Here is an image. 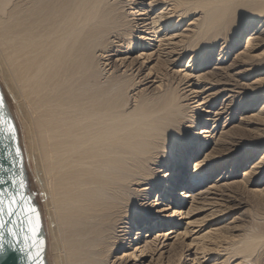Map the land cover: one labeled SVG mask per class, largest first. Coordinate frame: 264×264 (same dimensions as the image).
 <instances>
[{
    "label": "bare ground",
    "instance_id": "bare-ground-1",
    "mask_svg": "<svg viewBox=\"0 0 264 264\" xmlns=\"http://www.w3.org/2000/svg\"><path fill=\"white\" fill-rule=\"evenodd\" d=\"M246 1L153 0L150 6L136 11L140 13L130 19L131 13L127 15L124 6L120 7L122 2L119 8L118 1L117 5L111 4L110 0H0V68L6 80L18 89L24 117L31 118V111L32 122H35L34 132L30 131L29 134L30 141L33 138L35 151L40 150L41 161L37 162L35 156L32 157L45 192L49 255L53 264H128L131 259L135 260L133 264H137L138 254L129 251L133 247L142 254L150 251L152 257L160 252L162 255L166 247V234L156 230L176 216L183 217L194 212L193 203L203 195V192L196 193L197 186L209 182L221 171L216 179L218 183L212 184L204 192L229 189L227 185L237 182H219L231 175L234 178L236 171L245 165L252 169L245 174L246 185H254L252 179L264 174L260 173L264 169V156L257 158L258 150L252 155L256 159L253 161L252 156L243 151L240 145L247 141L243 136L238 137L240 128H237L239 132L234 130L237 135L232 132L228 136L224 132L217 138L215 131L207 127L210 119L201 114L209 112L204 109L212 96H203L207 88H191V94L183 92L181 85L187 74L183 79L179 78L173 87L175 79L169 78L166 61L162 58L166 48H163V44L152 52H148L147 48L154 38L161 37L158 33L165 26L178 29L188 19L195 31L188 37L186 48L189 47L192 65L187 71H191L196 64L199 68L206 67L213 60L212 54L204 49L206 42L213 35L220 37L219 33L225 28H220L223 22L218 28L219 21L231 11L230 14L234 13L236 7L243 8L253 1L257 3L258 11L254 8L257 11L254 13L252 9L249 20L245 18L252 25L241 29L229 48L233 50L239 47L244 40V43H248L245 50L251 55L264 44L259 38L264 28V0ZM126 2L124 0L123 3ZM159 2L163 3V12L149 22L151 18L144 16L151 14V7ZM247 8L249 13L251 8ZM197 13H201V16L193 20ZM247 33L248 40L245 38ZM111 38L118 45H114ZM135 50L140 54L132 57ZM98 52L103 61L112 59L105 65L107 68L111 66L109 76V71L104 75L102 67L97 64L100 63L96 55ZM227 54L218 56V60L223 61ZM120 55L127 56L119 62L113 60L114 56ZM153 56H156L157 64L151 68L149 64L152 61H147ZM140 59H143L141 63ZM134 70L139 75L137 79L134 73L129 74ZM196 76L198 81L204 78L202 75ZM224 84L230 83L226 81ZM228 90L234 91L227 88L224 92ZM131 93L134 94L130 100ZM227 108L225 103L221 107L223 111L216 115L228 112ZM260 114L264 116V107L256 114L257 118ZM189 127L194 128L192 135L186 133ZM170 129L175 131L169 132ZM35 131L36 135L37 131L39 134L36 142ZM167 140L168 152L161 157ZM182 146L183 159L174 164L173 151L175 148L181 150ZM223 155L227 159L236 155L234 171L225 172L229 160H225L224 165L217 162L219 156ZM202 159L207 162L196 169L194 165ZM161 160L168 168L177 166L176 171H179L178 177L168 182V187L176 191V198L173 199L175 205L162 217L152 218L149 213L143 220L135 216L136 210L142 207L147 212V205L132 199L145 192V189L139 190L141 187L138 185L155 176L152 165ZM160 190L161 187L156 190L157 194ZM171 197L163 196L157 201L162 200L160 205H164ZM159 213L152 212L154 215ZM131 219V223H125ZM180 222L172 223L177 226ZM122 224L130 225H126V229H122L124 233L120 234L118 229ZM215 231L202 235L199 242L208 238L220 239L222 231ZM190 232L186 229L184 234ZM259 235L256 240L264 239V233L261 237ZM147 237L150 240L145 239ZM249 239H245L243 246H238L239 249L235 248L238 253L234 255L240 256L235 264L251 263L249 258L255 255L260 242H255L253 237ZM177 245L172 250L171 262L169 258L170 264H178L180 260L181 250ZM209 245L203 243L200 247L204 258L211 250ZM119 251L122 252L121 256L117 255ZM196 259L197 256L193 260Z\"/></svg>",
    "mask_w": 264,
    "mask_h": 264
},
{
    "label": "rangeland",
    "instance_id": "rangeland-1",
    "mask_svg": "<svg viewBox=\"0 0 264 264\" xmlns=\"http://www.w3.org/2000/svg\"><path fill=\"white\" fill-rule=\"evenodd\" d=\"M117 1L119 2V5ZM126 1H127L126 3H123L124 0H110V3L111 2H112L111 4L116 3L119 7L120 3L122 2L120 7L124 6V10L126 11L127 15L131 13L130 14L131 16L129 17L131 19L134 18V14L138 15L140 13L136 11L146 6L147 7L150 6V3L153 0H129L130 3L128 0ZM246 2H248V0ZM246 2L244 3L246 4ZM250 2H248L247 4H250ZM251 3H253V5L250 4L248 6V8L249 7L251 8L249 9V13H247L246 11L247 7L244 8L245 6H247V4L244 5V7L241 4L245 10L243 8L236 7L237 9H234V11L235 10L236 11L232 13L233 16L232 14H230L231 12H233L231 11L226 15V18L228 19H226L224 16L225 21L224 19L222 21L221 20L219 21V24H217L218 28L219 25L222 24L221 22H223L224 25L222 24L220 28L221 29L222 27L225 28L222 29L221 34L219 33L220 37L216 35L214 37L213 35L211 40L206 42V46L204 49L207 50V53L210 52V55L212 54L211 56H213V60L206 67L199 68L198 65L196 64L191 67V71H187L188 69H190V66L192 64L190 63L191 59L189 58L191 55L189 51V47L188 48L186 47L188 46V39H189L188 37H190L192 33L195 31L194 27L190 24L191 20L188 19L185 20L178 29L177 27L173 29H169L168 25L167 27L165 26L158 33V35H161V37L159 39L153 37L155 40L151 41L149 46H147V48H149L148 52L157 50L159 44H163V48H166V50L162 52V58L166 61V68L167 71L170 73L169 78L173 77V79H175L173 87L177 85L176 84L177 81H179L182 77H185L187 74L186 80H184L181 85L183 92H187V94H191L192 92L190 90L191 88H198V87H203L205 89L207 88L206 90L208 91L203 96H207V95H212V96L210 97L211 101L208 102V104L206 105V107H204V109H206V111L209 112H201V114L208 116V119H210L208 121L210 122L208 123L207 127H209L211 131L213 132L215 131V134H217V138H219L224 132H226V134L228 133L227 135L229 136L232 135V132L234 133L233 135L237 133L236 131H234L235 129L238 132L239 130H241L244 133L241 134L240 131L238 137L243 136L247 141L241 143L240 145L243 146L242 148L243 151L249 153L248 155L252 156L253 153L259 150V153L257 154V158H258L259 156L262 157L264 156V116L263 114H260L259 118H257L258 113L264 107V68H263L264 44L257 47L256 51L254 50L255 52H253L251 55L250 54L248 55V52H246L245 50L248 43L246 42L244 43V40L242 42V45H240L239 47H236L233 50L229 49L234 43L237 36L239 35V31L245 27L252 25V23L248 21L249 20L248 18L251 17L250 15H252L253 12L257 13L258 7L256 8L255 5L257 3H254L253 1ZM162 4L163 3L159 2L155 6L151 7V11H152L151 14L144 17L147 19L151 18L149 22H152L154 18H157L158 15L161 14V12H163ZM241 5H239V7H241ZM251 5L253 8L251 7ZM254 8H256L257 11L254 10ZM252 9L254 10L253 12H251ZM259 11H261V8H259ZM236 13H239L237 14V16H239V18L241 19L236 17ZM240 14L243 15V17ZM262 14H263L262 19L264 20V12ZM200 16L201 13H197L193 17V20L199 18ZM139 18L142 17L139 16ZM245 18L248 20H246ZM229 19H231L232 21ZM262 19H258V20L261 21ZM174 20L170 21V23H173ZM226 20H228V23ZM262 24L264 25V21L262 22ZM157 30H159V28ZM245 38L248 40V33L245 35ZM259 38L264 41V28L259 34ZM113 40L114 39L111 38V42ZM257 43L258 42H255L254 44ZM113 44L118 45L116 40L113 41ZM123 50L126 51V48H124ZM222 50L224 51L223 53ZM134 52L135 53L133 54L132 57H136L138 56V54H140L138 50H135ZM221 53L223 54L222 56L228 53L227 55H225L223 61L218 60V56L222 57L220 55ZM96 55L98 62H100L97 64H99L100 68L102 67L101 70L104 71L103 74L106 75L107 71H109V73L107 74V76H109V74L112 73V70H109L111 66L107 68V66L105 65L111 62L112 59L108 62H105L101 59L102 57L100 56L101 55L100 52H98ZM126 56L127 55L114 56L113 60L119 62L120 59ZM155 59L156 56H153L152 59L150 58L149 61H147L149 63L152 61L149 64L151 68H153L157 64ZM200 59L201 57L199 58V61ZM142 61L143 59H140L139 63H141ZM137 66L139 65L137 64ZM216 67L217 69H215ZM254 67H256L255 70H253ZM123 70L122 72H124ZM133 73L136 76L135 78L137 79L139 75L135 73V70L130 71L129 74H133ZM196 75H202L204 77L203 80L198 81V76ZM226 81L227 83L230 84L225 85L224 83H226ZM0 85L2 87V92L6 100V103L8 105L9 111L16 124L18 137H19V145L23 154V164L27 173L29 190L31 194L34 196L35 202L37 203L40 210L41 219L46 236L45 261L46 264H53L51 255H49V236L47 229V211L45 206V192H43L44 187L42 184V180L40 181L41 178L38 171H36L37 166L34 163L32 157V155L35 156V160L37 162L41 161V158H39L40 150L37 148L38 151H35L32 137L30 141L29 132L30 131L34 132V128H35V122L34 121L32 122L33 115L31 111H29V116L31 118L26 119V117H24V111L23 108L21 107V102L18 95V89L15 88L14 84L12 85L6 80L3 73L1 72V68H0ZM150 86L151 84L148 85V87ZM141 88L144 89L143 86H141ZM227 88L232 89L234 91L228 90L224 92V89ZM133 94L134 93H131L130 100L133 99L132 98ZM223 102L224 104L226 103V105H228V108L226 110L228 112L218 116L216 114L218 112L223 111L221 109V107L224 106ZM26 107L29 108L28 105ZM215 121L217 122L215 123ZM213 124L216 126H214ZM237 128L240 129L238 130ZM241 128L244 129L246 132ZM186 133L188 135H192V133H194V128L189 127ZM38 135H39L38 131H37V135L35 131L34 142H36V140L38 139ZM182 149L183 146L181 147V150L179 148L174 149L175 151H173V155H172L174 164L179 163L180 160L183 159L184 154ZM211 151L212 150H209V152ZM219 157L220 158L217 160V162L219 163L221 162V164L223 165L226 162L225 160H229L228 164L226 165L225 172H227L228 170L234 171V169L232 168L236 155L230 156L229 159H227L226 155ZM252 159L253 161L256 160L254 159L253 156ZM165 164L166 163H164V161L161 160V162L155 164L157 168L155 167V165H152V168L155 170L154 171L155 175L156 173L157 175L153 179V181L151 180L150 183L152 184L149 183V185L151 186L148 185L147 191L142 192V195H146V194L147 195L143 196V200L140 201V203L143 204L145 203V205H147V212L144 210V208L140 207L138 210H136L137 213L135 214V216H140L143 220H146L147 214L149 213H151L152 218H154L155 216L162 217L165 214H168L169 211H172L175 205L173 199L176 198L175 196L176 191L168 187V182H172L174 178H177L179 171L178 170L176 171L177 166L173 165L172 167L168 168V166ZM190 170L194 171V168L190 167ZM251 170H252L251 168H248V165L242 166L236 171L237 173L235 174L234 178H232L231 175L230 177H227L224 181L222 180V182L221 181L219 182V184L230 183L232 181L237 182L236 183L237 185L233 182L234 184L231 185L232 187L227 185L229 189L224 188V189H220L222 191L216 190L215 192L213 189L210 192H204L208 190L209 189L208 187H210L212 184L218 183L216 179L221 175V171L218 173L216 177L209 180V182L197 186L195 188V190H197L196 193L203 192V195H201L200 197L198 196L196 199L197 201L193 203L194 207L192 208L193 210L195 208L194 212L190 215L184 214L183 217L176 216L177 218L175 217L173 220L170 219L167 225H164L163 227H160L159 229L156 230L158 232H161V234H166L165 237V239L167 240L166 247L164 248V250H162L163 252L162 255L160 254L161 253L160 252L159 254H155L152 257L150 251H146L145 253L142 254L141 251H138L136 250L135 247H133L129 251L130 252L136 251V253L138 254L139 258L136 260V263L157 264L160 263L161 261L162 264H170L171 262L170 257H172L171 255H173L172 250L175 248V244H178L177 245L179 247L178 250L179 251L181 250L180 252L181 255L179 258L180 260L178 264H235L237 259L240 258V256L239 255L236 256L234 255V253L235 254L238 253L237 250L243 246V242L245 241V239L248 240L250 238L249 240H251L253 237V239L255 238L254 239L255 242L259 241L260 243L257 242V244L259 243L258 244L259 247L257 246L256 248L257 252H254L255 255L252 254V256L249 258V260H251V263L249 264H264V245H263L264 239L260 238L261 241L259 239L256 240L257 238H259L257 237V235L260 234L259 236L261 237L264 233V192H263L264 174L262 175L258 174L254 179H252L254 185L253 184L246 185L245 174L246 172H249ZM164 172L168 173V175H166L167 177L162 174ZM261 172H264V169L261 170L260 173ZM164 176L166 178H164ZM160 187L161 190L157 194L156 190L158 188L160 189ZM139 190H143V188H139ZM163 196H172V197L171 199H169V201H165L164 205H160V203L163 201L162 200L157 201V199L159 198L161 199ZM184 207H186V205H184ZM188 208L189 207H187V210ZM151 211L153 213L154 212H160V213L154 215L152 214ZM164 218L165 217H163V219ZM132 220L133 219H131L130 222L126 220L125 223H131ZM177 220H180L181 222L179 223V225L175 226L176 223H172V222L173 221L176 222ZM126 225L128 227V225L130 224H122L123 227L121 226L118 229L119 231H121L120 234L124 233L122 232V229L123 230L126 229L124 228L126 227ZM186 229L187 231L189 232L191 231V232L185 235L184 233ZM175 230L177 232H173ZM215 230L222 231L221 234L222 238L220 237V239L218 238L215 240L214 239L211 240V238H208L199 242L201 240L202 235L208 233V231L211 232ZM261 231L263 232L262 234ZM178 233H180V235L176 236V234ZM223 234L225 236H223ZM131 236H134V234H132ZM145 239L150 240V237L149 238L147 237ZM239 242H242V244L240 243L241 246L239 245ZM203 243H207L208 245L211 244L209 245L210 246L209 250L211 249L210 250L211 252L207 251L208 253L205 258L203 257V255H201L202 250L200 249ZM236 247L238 249H235ZM198 248L200 250H198ZM195 253H197V255H194ZM117 255L121 256L122 252L118 253ZM196 256L197 259L199 258V261L197 259L193 260ZM169 258H170V262H169ZM228 258L231 259L228 261ZM134 262L135 260L131 259L128 264H133Z\"/></svg>",
    "mask_w": 264,
    "mask_h": 264
},
{
    "label": "water",
    "instance_id": "water-1",
    "mask_svg": "<svg viewBox=\"0 0 264 264\" xmlns=\"http://www.w3.org/2000/svg\"><path fill=\"white\" fill-rule=\"evenodd\" d=\"M0 97L4 101L3 105L0 106V117L5 121H10L15 127L13 137L0 124V191L4 193L5 209L8 204V194H14L18 201L17 204L13 205L16 209L14 215L9 216L6 211L0 213V219L5 221L2 239L8 254L7 264H46V236L40 210L29 190L16 124L9 111L1 85ZM17 149H19L18 154ZM21 180L24 183L23 188H20L19 182ZM21 196H23L22 201L20 200ZM29 207L34 208L35 211L29 212ZM37 212L39 213L38 221ZM33 226L37 228L35 235L30 231ZM9 228L18 234L16 238L8 231ZM4 260L5 257L0 255V264H4Z\"/></svg>",
    "mask_w": 264,
    "mask_h": 264
},
{
    "label": "snow or ice",
    "instance_id": "snow-or-ice-1",
    "mask_svg": "<svg viewBox=\"0 0 264 264\" xmlns=\"http://www.w3.org/2000/svg\"><path fill=\"white\" fill-rule=\"evenodd\" d=\"M3 102H4L3 98L0 97V106L3 105ZM0 124H2L4 126L5 131H7L10 134V136L14 137V135H15V127L10 123V121H5V120H3L2 117H0ZM171 131H175V129H170L169 132H171ZM163 148H164V151L161 154V157L168 152V149H169L168 140L163 145ZM18 153H19V149H17V154ZM206 162L207 161H203V159H202L199 162H197L194 165V167L196 169H199ZM155 167H156V165H155ZM162 174L165 175V176L168 175L167 172H164ZM156 175H157V173H156ZM156 175L154 177L150 178V179L145 180L141 185H138V187H141V188L145 189V192H146L149 182L151 180H153L156 177ZM19 184H20V188L24 187V183H23L22 180L19 182ZM3 197H4V193L2 191H0V213H3V212L6 211L9 216L14 215L16 209L13 207V205L18 203L17 197L14 194H11V193L8 194V204H7V208L6 209H5V206H4ZM20 200L21 201L23 200V196L20 197ZM141 200H143V195H141L140 197L133 196V199H132V201H134V202L141 201ZM28 211L29 212H33V211H35V209L29 207ZM36 218H37V221H38L39 220V213L38 212L36 213ZM4 228H5V221L3 219H0V255H3L5 257L4 264H7V255L8 254L6 252L5 244L3 243V239H2ZM8 231L13 235L14 238L17 237L18 234L12 228H9ZM30 231H32L33 235H35L36 231H37V228L35 226H33L32 228H30ZM26 239H27V237H26ZM9 247H11V244H9Z\"/></svg>",
    "mask_w": 264,
    "mask_h": 264
}]
</instances>
